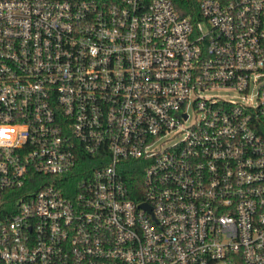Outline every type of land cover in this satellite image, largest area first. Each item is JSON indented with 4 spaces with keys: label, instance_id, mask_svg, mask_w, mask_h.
I'll return each instance as SVG.
<instances>
[{
    "label": "built area",
    "instance_id": "obj_1",
    "mask_svg": "<svg viewBox=\"0 0 264 264\" xmlns=\"http://www.w3.org/2000/svg\"><path fill=\"white\" fill-rule=\"evenodd\" d=\"M197 3L0 0V264H264V0Z\"/></svg>",
    "mask_w": 264,
    "mask_h": 264
},
{
    "label": "trees",
    "instance_id": "obj_2",
    "mask_svg": "<svg viewBox=\"0 0 264 264\" xmlns=\"http://www.w3.org/2000/svg\"><path fill=\"white\" fill-rule=\"evenodd\" d=\"M178 9L182 14L197 15L199 13V6L197 0H177ZM93 161H91V155L82 154L79 162L73 168L71 173L62 176L67 178L68 181L63 184L73 185L74 187L79 184V181L92 170ZM123 175L127 180L129 187V195L134 199H140L143 195V175L144 166L141 162L127 161L126 167L123 169ZM37 174H34L33 178H37ZM41 181H49L53 178L51 175H42L38 177Z\"/></svg>",
    "mask_w": 264,
    "mask_h": 264
},
{
    "label": "rangeland",
    "instance_id": "obj_3",
    "mask_svg": "<svg viewBox=\"0 0 264 264\" xmlns=\"http://www.w3.org/2000/svg\"><path fill=\"white\" fill-rule=\"evenodd\" d=\"M168 137H170V138L166 139V144H168V143H170V142H173V141L177 140V136H176V134H174V133H170V134H168Z\"/></svg>",
    "mask_w": 264,
    "mask_h": 264
},
{
    "label": "water",
    "instance_id": "obj_4",
    "mask_svg": "<svg viewBox=\"0 0 264 264\" xmlns=\"http://www.w3.org/2000/svg\"><path fill=\"white\" fill-rule=\"evenodd\" d=\"M143 205H146L145 203H143Z\"/></svg>",
    "mask_w": 264,
    "mask_h": 264
}]
</instances>
